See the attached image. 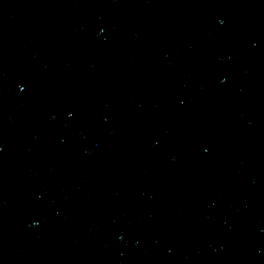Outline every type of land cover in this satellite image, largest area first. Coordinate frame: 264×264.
Returning <instances> with one entry per match:
<instances>
[{
	"label": "water",
	"instance_id": "obj_1",
	"mask_svg": "<svg viewBox=\"0 0 264 264\" xmlns=\"http://www.w3.org/2000/svg\"><path fill=\"white\" fill-rule=\"evenodd\" d=\"M0 264H264V0H0Z\"/></svg>",
	"mask_w": 264,
	"mask_h": 264
}]
</instances>
